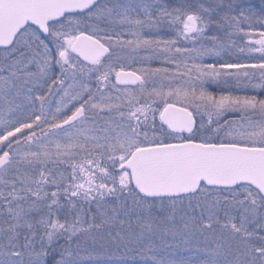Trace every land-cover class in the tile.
Masks as SVG:
<instances>
[{"label": "snow or ice", "instance_id": "1", "mask_svg": "<svg viewBox=\"0 0 264 264\" xmlns=\"http://www.w3.org/2000/svg\"><path fill=\"white\" fill-rule=\"evenodd\" d=\"M0 264H264V0H0Z\"/></svg>", "mask_w": 264, "mask_h": 264}]
</instances>
